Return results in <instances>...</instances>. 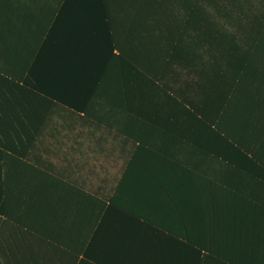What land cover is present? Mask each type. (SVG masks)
<instances>
[{"label": "crops", "instance_id": "obj_1", "mask_svg": "<svg viewBox=\"0 0 264 264\" xmlns=\"http://www.w3.org/2000/svg\"><path fill=\"white\" fill-rule=\"evenodd\" d=\"M165 1L0 0V264H264L263 221L237 209L264 204V111L248 107L264 25L226 24L221 41L214 8ZM128 47L131 91L119 66L95 91L105 49ZM166 47L217 74L244 65L222 112L173 103L166 85L187 77L157 80L150 51ZM95 93L82 109L45 98Z\"/></svg>", "mask_w": 264, "mask_h": 264}, {"label": "trees", "instance_id": "obj_2", "mask_svg": "<svg viewBox=\"0 0 264 264\" xmlns=\"http://www.w3.org/2000/svg\"><path fill=\"white\" fill-rule=\"evenodd\" d=\"M158 7H168V4L165 0H158ZM185 4L189 9L192 8H214L219 17L220 28V39L221 41L227 40L229 37L235 39L233 35H230L228 30L225 28L226 24H252L255 26L261 27L264 25V0H186ZM118 50L119 53H115ZM221 50H224V47H221ZM142 55H147L148 49H141ZM151 55L155 56L154 65L156 67V74L158 81H163L167 75H170L173 80L180 82V70L179 68L185 69L183 72L187 80L184 81L182 85H166L167 89L174 91L175 96H173V103L176 104H188L190 105V111L193 114L201 112L199 110V102L197 101L198 96L201 98L204 97V103L211 106L217 105L219 107V112L224 109L226 104L228 105L230 97L233 93V89H236V83L232 80L231 75H233L232 70L241 71L244 65H226L221 66V74H217L196 62L186 59L185 57L179 54V49H174L173 47L166 48H156L151 49ZM135 49L131 47L128 48H109L105 49V55L102 59V65L98 72L97 77L94 79V89L96 91L97 87H110L115 86L116 82V68L119 66L122 67L123 71V80H119V86H123L126 90L132 89L133 83V62L135 59ZM146 66L147 64H141ZM178 67V68H177ZM229 67V70L225 69ZM177 68V69H176ZM232 69V70H231ZM120 76V74H119ZM264 77V75H262ZM28 85H31L30 79H25L24 81ZM159 85V84H158ZM262 85V84H258ZM187 89L189 91L188 96L181 95L179 88ZM257 91H260L258 88ZM258 93V92H257ZM97 94L91 95V97H86L85 101L79 103L80 101H74L67 96H57L50 95L47 100H50L55 103H60L64 106L82 109L85 108V104L88 103L90 98L96 97ZM182 96V97H181ZM131 94L125 96V104L131 103ZM181 99H178L180 98ZM252 98V97H251ZM257 103L253 105L251 99H249L248 107L251 106L253 109H261L264 111V97L259 94L257 98ZM203 114V113H202ZM207 119L206 115H203ZM253 118V117H252ZM252 118H250L252 120ZM257 119V118H256ZM261 124L264 125V115L260 118ZM264 130V129H263ZM256 136V135H255ZM256 139H261L262 146L264 147V134L256 136ZM13 147V146H12ZM10 147V148H12ZM5 149L4 144H0V214L4 213V205L2 199V186H3V168H4V154L3 150ZM15 150V147L12 148ZM264 152V148L262 150ZM264 200V192L261 194ZM260 196V195H258ZM242 201H245L242 206H238V213H243L241 216L246 215L259 218L263 221V231H264V204L260 205L256 201L249 200V198L244 197ZM263 262H264V253H263ZM238 264H242L238 262Z\"/></svg>", "mask_w": 264, "mask_h": 264}]
</instances>
